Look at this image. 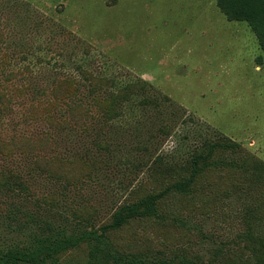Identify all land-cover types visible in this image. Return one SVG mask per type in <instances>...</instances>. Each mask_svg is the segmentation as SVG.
<instances>
[{"label":"rangeland","instance_id":"374dc122","mask_svg":"<svg viewBox=\"0 0 264 264\" xmlns=\"http://www.w3.org/2000/svg\"><path fill=\"white\" fill-rule=\"evenodd\" d=\"M95 231L58 264H264V52L218 0H0V252Z\"/></svg>","mask_w":264,"mask_h":264},{"label":"trees","instance_id":"16d2710c","mask_svg":"<svg viewBox=\"0 0 264 264\" xmlns=\"http://www.w3.org/2000/svg\"><path fill=\"white\" fill-rule=\"evenodd\" d=\"M218 4L229 18L243 20L249 24L264 52V0H218ZM156 199L157 198L151 196L133 205L131 207V214L145 216L153 215L155 212ZM142 206L146 207V210L143 212L140 211ZM123 219L122 212H118L115 216V223L119 224ZM101 237L102 235L97 231L81 236L60 232L39 239L32 245H26L22 248H11L7 251L0 252V264H58V255L66 249L77 246L84 239H100ZM96 252L92 253L93 259H96ZM114 260H117L116 257H114ZM177 262L179 264H184L183 261ZM84 264L90 263L88 261ZM121 264H176V262L166 257L158 258L150 262L132 257V259H125Z\"/></svg>","mask_w":264,"mask_h":264}]
</instances>
